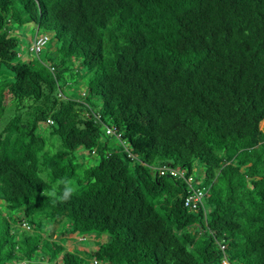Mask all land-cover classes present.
I'll return each instance as SVG.
<instances>
[{"label": "trees", "instance_id": "obj_1", "mask_svg": "<svg viewBox=\"0 0 264 264\" xmlns=\"http://www.w3.org/2000/svg\"><path fill=\"white\" fill-rule=\"evenodd\" d=\"M0 264H264V0H0Z\"/></svg>", "mask_w": 264, "mask_h": 264}, {"label": "rangeland", "instance_id": "obj_2", "mask_svg": "<svg viewBox=\"0 0 264 264\" xmlns=\"http://www.w3.org/2000/svg\"><path fill=\"white\" fill-rule=\"evenodd\" d=\"M44 32V31H43ZM42 31H39V33L40 34H42L43 33ZM16 34H18V35H20V36H16L18 39H19V41H20V52H22V56L24 55V54H29L28 53V51H29V46H30V44H31V42L33 41V37L35 36V31H34V29H33V26L32 25H26V26H24V27H22V28H20V29H18V30H16ZM53 42H50L49 43V45H48V48H50V47H52V49H53ZM52 49H51V51H52ZM50 52V51H49ZM44 54V53H43ZM43 54H41V57L43 58L44 57V55ZM41 135H43V136H47V134L46 133H41ZM48 137V136H47ZM111 142V144L113 145V147L115 148V149H120L123 145H122V143L121 142H119L117 139H115V138H111V140H110ZM120 145H121V147H120ZM83 154L84 156H86L87 154L84 152V151H82V152H80V154ZM93 160H92V162L93 163H95L96 162V160H95V158H92ZM88 160V159H87ZM193 173H194V175L196 176V177H202L203 176V172H204V168H201L200 166H195L194 168H193ZM104 238H102V240H103ZM95 243H97V239H96V237H94V236H87L86 238H85V240H77V238H76V240L75 241H73V242H71L70 243V246L71 247H80V246H82L83 248H85V249H87V250H92V249H94L95 248V246H97ZM100 243V242H99Z\"/></svg>", "mask_w": 264, "mask_h": 264}, {"label": "built area", "instance_id": "obj_3", "mask_svg": "<svg viewBox=\"0 0 264 264\" xmlns=\"http://www.w3.org/2000/svg\"><path fill=\"white\" fill-rule=\"evenodd\" d=\"M46 38L38 37L34 40L33 44L31 45V50L34 52H39L41 48L45 45ZM160 175L165 174V169L159 170ZM167 173L170 174L172 177H183L182 174L177 173L174 170L168 169ZM188 187V195L184 200L185 207L196 210L198 206L202 203L204 197L203 188L200 187V183H194V178L192 176L184 178Z\"/></svg>", "mask_w": 264, "mask_h": 264}, {"label": "clouds", "instance_id": "obj_4", "mask_svg": "<svg viewBox=\"0 0 264 264\" xmlns=\"http://www.w3.org/2000/svg\"><path fill=\"white\" fill-rule=\"evenodd\" d=\"M39 37H42V36H39ZM38 38V37H37ZM34 40H35V38L33 39V41H32V43H31V45L33 44V42H34ZM31 45H30V47H29V50L31 51ZM202 167V166H201ZM161 169V168H160ZM159 169V170H160ZM168 174V176H170V174L169 173H167ZM159 175H160V172H159ZM170 177H172V176H170ZM193 178H194V176H192ZM194 183H200V187L201 188H203V191H204V197H205V195H206V193H207V191H208V188H205L204 187V173H203V176L202 177H197V179H194ZM204 197H203V200H202V203L201 204H203V202H204ZM78 240H83V239H78Z\"/></svg>", "mask_w": 264, "mask_h": 264}]
</instances>
